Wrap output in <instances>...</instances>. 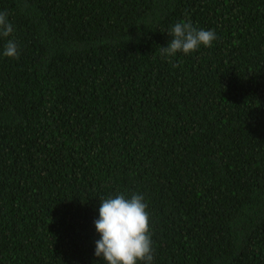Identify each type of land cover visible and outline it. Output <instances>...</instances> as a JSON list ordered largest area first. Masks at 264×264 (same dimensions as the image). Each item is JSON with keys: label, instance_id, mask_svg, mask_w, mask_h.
<instances>
[{"label": "trees", "instance_id": "16d2710c", "mask_svg": "<svg viewBox=\"0 0 264 264\" xmlns=\"http://www.w3.org/2000/svg\"><path fill=\"white\" fill-rule=\"evenodd\" d=\"M0 12V264H106L94 222L119 194L144 196L152 264H264V0ZM188 21L217 39L162 57Z\"/></svg>", "mask_w": 264, "mask_h": 264}, {"label": "clouds", "instance_id": "9594fccd", "mask_svg": "<svg viewBox=\"0 0 264 264\" xmlns=\"http://www.w3.org/2000/svg\"><path fill=\"white\" fill-rule=\"evenodd\" d=\"M13 33L8 14L0 12V37L7 38ZM172 37L167 47H160L162 57L172 58L177 53L190 54L200 48L211 47L217 39L214 30L195 28L190 21L177 22L167 33ZM3 55L19 58L18 45L13 39L7 40ZM171 62V60L169 61ZM99 219L95 227L100 234L96 241L95 256L106 264H152L153 248L149 230L148 205L144 196L124 194L101 199Z\"/></svg>", "mask_w": 264, "mask_h": 264}]
</instances>
